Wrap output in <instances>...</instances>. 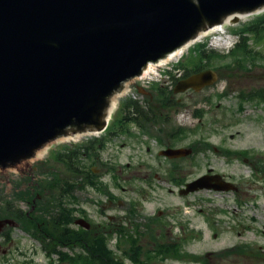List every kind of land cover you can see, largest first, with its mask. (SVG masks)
Listing matches in <instances>:
<instances>
[{
	"label": "water",
	"instance_id": "1",
	"mask_svg": "<svg viewBox=\"0 0 264 264\" xmlns=\"http://www.w3.org/2000/svg\"><path fill=\"white\" fill-rule=\"evenodd\" d=\"M259 8L264 0H0V166L28 164L53 139L110 127L122 88L147 65ZM216 79L203 70L175 92ZM207 187L203 175L180 193Z\"/></svg>",
	"mask_w": 264,
	"mask_h": 264
},
{
	"label": "flooded vegetation",
	"instance_id": "2",
	"mask_svg": "<svg viewBox=\"0 0 264 264\" xmlns=\"http://www.w3.org/2000/svg\"><path fill=\"white\" fill-rule=\"evenodd\" d=\"M214 55L215 52L211 51L206 64L200 66L201 68L199 67L197 71L188 74L187 69L180 71L178 80L205 69H213L217 73V79L203 89L211 90L210 96H207V101L210 103L209 113L214 109L213 95L215 94L219 99L235 94L234 97L239 101L237 110L240 112H248L254 105L257 111L264 113V45L248 46L246 52L238 45L228 49L219 57L224 60L231 59L232 63L229 64L232 66L226 64L222 72L213 64ZM221 80L229 84L224 90L218 88ZM237 86L240 88L236 89ZM190 92L195 91L189 90L181 94ZM173 94L176 93L166 90L163 85L150 86L149 89L144 90V98L145 96L148 98L146 102L148 109L128 108L120 123L117 122L116 126L106 133L109 132L110 138L116 141L126 134H130L126 136L127 138L140 140V136L135 132L142 134L148 132L149 126L144 121L154 124L158 120L157 112L162 113L165 110L167 113L173 112V107L180 103V99L177 102L174 100ZM154 101L158 109L152 107ZM134 102L142 107L140 100ZM215 106L220 108L221 104L217 103ZM261 122L262 119L259 117L257 124ZM214 124L215 120L212 119L211 134L214 133L212 130ZM129 126L131 128L128 129ZM167 140L165 148L181 147L176 145V142H181L177 132L168 135ZM221 143L223 141L217 144L218 146H214L207 140V152H216L221 155L224 164L229 168L235 163L233 159L247 163L252 171L250 183L254 185L253 187L264 188V150L251 145L247 149L244 147L240 150H230ZM99 147L100 149L104 147L103 141ZM85 149L83 148L80 153L82 156L78 159L75 156L79 152L71 151L66 155V162L69 160L72 163L71 166L68 165L69 174L64 175L62 182H54L58 187L48 188L49 190L44 194L33 193L30 198L25 195L24 201L29 204V209L23 211L15 209L8 214L0 210V220L14 219L17 226L22 228L26 218L34 224L31 235L42 244L39 250L35 246L34 254L42 253L47 258L57 256L61 264H69L68 257L84 256L91 257L95 260V264H167L170 261L181 260L183 244L186 241L204 240V228L192 225V217L189 218L179 208L164 210L161 205H155L150 213L146 214L147 211H145L146 204L159 203V192L163 190L160 187L162 180L171 185L168 188L171 193L175 190L173 187L179 191L188 183L182 184L183 178L179 174L185 170L181 161H185L189 156L178 158L163 156L160 153L161 149L158 152L160 157H155L156 161L152 164L142 162V158H137L136 155L131 156L127 162H120L125 165L124 167L113 168L108 174L109 180H105L106 174L102 176L103 169L95 168L94 162L90 165L93 173H86V162L83 163L81 159L86 157L90 161L93 152L90 148ZM95 159L100 160L101 156L97 154ZM231 170H233L231 173L225 171L209 161L206 171L202 174L207 176L208 187L197 190L191 195L207 192L211 198L215 195L234 197L239 204L242 198L239 194L241 193L239 182L245 179V175L236 172V168ZM91 181H95V184ZM136 181H139L138 185ZM219 187L223 189H217ZM86 189H93L98 195V198L92 201L96 204L95 209L85 206L88 202L84 195L87 192ZM48 194H50L49 197ZM192 207L193 217L197 212L204 213L202 207L197 208L194 203ZM221 212L220 210L208 212L207 229L210 231L211 241L222 238L223 231L219 221L221 218L218 217L219 220L216 218ZM11 228L13 227L10 224L0 225V258L6 257L11 252ZM103 244L106 250L102 248ZM231 251L235 254H244L242 246H235L232 249L226 247L219 250H207L204 256H198L195 252L189 253L190 261L192 264H219L217 258L223 260L227 252ZM229 264L246 263L233 261Z\"/></svg>",
	"mask_w": 264,
	"mask_h": 264
},
{
	"label": "rangeland",
	"instance_id": "3",
	"mask_svg": "<svg viewBox=\"0 0 264 264\" xmlns=\"http://www.w3.org/2000/svg\"><path fill=\"white\" fill-rule=\"evenodd\" d=\"M262 19H264V13H258L248 15L244 19L241 18L237 24L230 23L226 26L228 33L227 35H223L221 43L213 40L215 33H212L192 44L179 60L159 67L158 75L151 79L145 78L143 81H136V83L130 82L128 84L130 92L119 98V105L115 111L109 130H111V127H115L117 122L120 123V120L125 117L128 111V107L126 106L128 100H140L142 107L148 109V107H144L145 104L147 105L148 98L147 96L144 98L143 94L137 92V85L147 86L150 83L151 87L153 85H156V87L163 85L166 90H172L176 84V78L181 75L180 71H184L183 65H191V59L194 56L192 50L199 44L205 43L208 45L207 49L223 54L240 42L241 35L238 33L239 31ZM228 34L232 35L230 40L228 39ZM243 35H249V32ZM226 40H229L228 43ZM249 44L250 46L257 44L264 45V38L260 42H256L253 35H251ZM214 56L215 58L212 60L213 64L220 72H222L226 64L232 63L231 59L224 60L219 57L220 55L216 54ZM229 65L232 66V64ZM228 85L225 81L221 80L218 83V88L219 90H224ZM239 88L240 86H237L236 89ZM210 93L211 90L207 89L198 93L173 94L174 100L177 102L180 99V103L173 107V112L167 113L166 110L162 113L157 112L156 118L158 120L154 124L144 121L149 126V129L145 134L135 132L136 135L140 136V140L127 138L126 136L130 134H126V136L116 141L112 137L110 138V133L108 132L99 136H83L79 140L57 141L51 144L46 154L36 161H29L27 165L21 164V167L0 168V210L5 213L9 212L12 208L22 209V211L27 210L29 209V204L24 201V198H20L19 200L18 195L24 194L30 198V196H33V193L44 194V192L49 190L45 186L51 182H62L64 175L69 173L60 160H57L56 156L72 147L77 145L91 146L92 143L103 139L104 147L95 149L90 161L86 157L81 159V161L83 163L89 162L87 163L89 166L91 162H94L93 166L95 168H102V176L106 174L104 178L105 180H109V172L113 168L124 167L125 165L120 162H127L131 156L136 155L137 158H142V162H147V164L155 162V157H160L158 152L165 148L168 142V135L177 132L181 142H176V145L190 147L194 150V153L188 159L181 161L182 167L185 170H191L190 172L184 170L179 174L183 178L182 184L202 175L206 171L209 161L214 166H220V168L230 173L233 171L231 169L236 168L235 171L245 175V179L239 182L241 191L239 194L242 197L239 204H237L234 197L215 195L211 198L207 192L181 196L178 194V189L173 187L175 190L171 193L168 191L171 185L167 181L162 180L160 187L163 190L159 192V203L146 204V214L150 213L155 205H161V208L164 210L167 208H179L189 218L192 217V225L204 228L205 231L204 240H188L183 244L181 260L170 261L167 264H192L189 253L195 252L198 256H204L207 250H219L226 247L232 249L235 246H242L244 254H235L232 251L227 252V256L223 260L222 258H217L220 262L219 264H229L233 261L245 262L246 264H264V188L253 187L254 185L250 183L251 179L249 178L252 171L247 163L233 159L235 163L230 169L229 166L224 164L221 155L216 152L208 153L206 150L207 140L214 146H218L223 141L221 144L230 150H240L244 147L247 149L249 145L264 150V113L260 110L257 111L254 105L251 106L250 111L240 112L237 110L239 101L234 97L235 94L223 99H219L216 94L213 95L214 109L209 113L210 103L207 101V96H210ZM154 98L157 100L156 97ZM217 103L221 104L220 108H216L215 104ZM152 107L159 108L155 101ZM149 108L151 107L149 106ZM196 111H199L202 117L195 115ZM259 117H261L262 122L257 124ZM212 119L215 120L212 128L214 130L213 134L210 132V121ZM129 128L131 127L129 126ZM180 128H183V130L178 131ZM95 137L99 138L93 139ZM97 154L101 156L102 160L95 159ZM125 173L127 172L125 171ZM138 184L139 181H136V185ZM86 190L87 192L84 195L88 202H86L85 206L95 209L96 204L92 201H95L98 195L93 189ZM193 203L197 205V208L202 207L204 213L200 214L197 212L193 217ZM217 210L222 211L217 217L215 215V217L217 219L218 217L221 218L218 220L221 221L223 235L220 240L211 241L209 239L210 231L207 229V216L209 215L208 212L212 211L213 213ZM12 227L11 252L6 257L0 258V264H61L57 256L47 258L42 253L34 254V250L36 248L37 250L41 249L42 244L35 240L30 233L23 230L21 226ZM214 259L217 261L216 257Z\"/></svg>",
	"mask_w": 264,
	"mask_h": 264
},
{
	"label": "trees",
	"instance_id": "4",
	"mask_svg": "<svg viewBox=\"0 0 264 264\" xmlns=\"http://www.w3.org/2000/svg\"><path fill=\"white\" fill-rule=\"evenodd\" d=\"M264 19L262 20H257L255 21L252 25L245 27L244 29H242L241 31H239L238 33L241 35V39L240 42L238 43L239 46L243 49V51L246 52L247 47L249 45V39L251 38V35H253V37L255 38L256 42L260 41L261 39L264 38ZM249 32V35H243L244 33ZM207 44L202 43L199 44L195 49L192 50V52L194 53L193 58L191 59V65L187 66V64H184L183 67L185 69H187V74L190 72H194L199 70L201 67L206 64V61L209 59V55L211 54V50L207 49ZM192 66V67H191ZM200 67V68H199ZM167 99V97H166ZM134 99H130L126 102V106L129 107H134V108H143L141 106H139L140 104H137L136 102H134ZM196 115L198 117H202V115L200 113H198V111L196 112ZM181 130H183V128H181ZM99 142H94L92 143L91 146H87V149L90 148L92 152L95 151V149H99V147H97V144ZM79 149H81V146L79 147ZM85 149V150H87ZM81 153V152H80ZM77 154L75 157H77V159L79 157H81V154ZM63 157V154H59L56 156V158L58 160H61ZM64 162L71 166V161H67L64 160ZM85 168H86V173L87 174H91L93 173V171L90 169L89 165H87L85 163ZM91 183L95 184V181H91ZM46 188H55L58 187L57 184L51 182L49 185L45 186ZM60 188H62V185H60ZM18 195V194H17ZM21 195V194H20ZM18 195V199H23L25 197L24 194ZM10 212V210H9ZM7 212V214L9 213ZM34 226V224L32 222H30V220L28 218L24 219L23 221V228L28 231V232H32V227ZM102 248L104 250H106L105 244L102 245ZM68 261H70L73 264H95V260H93L91 257L88 256H84V257H80V258H73V257H68L67 259Z\"/></svg>",
	"mask_w": 264,
	"mask_h": 264
},
{
	"label": "bare ground",
	"instance_id": "5",
	"mask_svg": "<svg viewBox=\"0 0 264 264\" xmlns=\"http://www.w3.org/2000/svg\"><path fill=\"white\" fill-rule=\"evenodd\" d=\"M252 15V14H250ZM248 15H243V16H240V18H246ZM232 21H231V18L228 19L227 21L219 24L218 26L212 28L211 30L203 33L202 35L196 37L195 39L189 41L188 43L182 45L181 47L177 48L175 51L169 53L168 55L160 58L159 60L155 61V62H152L150 63L149 65H147L145 67V75L142 74L141 78L144 79V78H149L151 79L152 77L158 75V68L159 67H162V66H165L171 62H174V61H177L179 60L183 54L185 53V51L187 49L190 48V46L196 42H198L199 40H202L204 39L206 36L210 35V34H214V38L213 40L217 43H221L222 40H223V35H227V28L226 26L228 24H230ZM217 34H220V35H217ZM232 37V35L228 34V39L230 40ZM229 40H226L227 43ZM130 92V87L129 86H125L122 88V91H121V95H120V98L127 95L128 93ZM118 105H119V101H118V104H117V107H116V110L118 108ZM87 133L89 132H85V133H79V134H75V135H70V136H66V137H61V138H57V139H53L52 141L46 143L45 145L41 146L40 148H38L34 155L32 156V158L30 159V161H36L40 158H42L46 152L48 151L49 149V146L57 141H70V140H79L81 137L83 136H86L88 135ZM97 133V132H95ZM97 135V134H96ZM23 165H27V164H23ZM21 167V166H20Z\"/></svg>",
	"mask_w": 264,
	"mask_h": 264
}]
</instances>
